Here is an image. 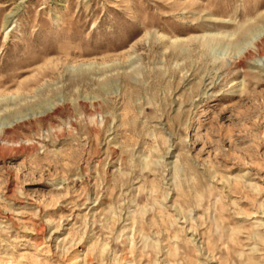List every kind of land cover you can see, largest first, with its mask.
Instances as JSON below:
<instances>
[{
	"label": "rangeland",
	"instance_id": "rangeland-1",
	"mask_svg": "<svg viewBox=\"0 0 264 264\" xmlns=\"http://www.w3.org/2000/svg\"><path fill=\"white\" fill-rule=\"evenodd\" d=\"M0 264H264V0H0Z\"/></svg>",
	"mask_w": 264,
	"mask_h": 264
}]
</instances>
